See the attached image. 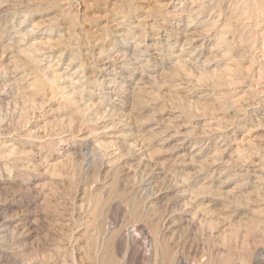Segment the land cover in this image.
<instances>
[{
	"label": "rangeland",
	"instance_id": "374dc122",
	"mask_svg": "<svg viewBox=\"0 0 264 264\" xmlns=\"http://www.w3.org/2000/svg\"><path fill=\"white\" fill-rule=\"evenodd\" d=\"M178 259L264 264V0H0V264Z\"/></svg>",
	"mask_w": 264,
	"mask_h": 264
},
{
	"label": "bare ground",
	"instance_id": "6f19581e",
	"mask_svg": "<svg viewBox=\"0 0 264 264\" xmlns=\"http://www.w3.org/2000/svg\"><path fill=\"white\" fill-rule=\"evenodd\" d=\"M133 231H134V229H129V230H127V234L132 238V239H134L135 238V233H133ZM178 264H181L182 263V260L181 259H178V262H177Z\"/></svg>",
	"mask_w": 264,
	"mask_h": 264
}]
</instances>
